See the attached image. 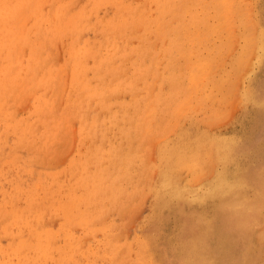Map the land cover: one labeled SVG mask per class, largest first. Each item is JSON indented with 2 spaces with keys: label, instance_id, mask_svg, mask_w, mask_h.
<instances>
[{
  "label": "rangeland",
  "instance_id": "rangeland-1",
  "mask_svg": "<svg viewBox=\"0 0 264 264\" xmlns=\"http://www.w3.org/2000/svg\"><path fill=\"white\" fill-rule=\"evenodd\" d=\"M31 1L0 0V264H193L192 258L205 250L217 253L215 263L219 264L227 248L221 264H264V215L257 219L264 211V0H177V13L173 0H84L85 3L39 0L38 6L42 8L35 5L30 14H23ZM204 1L210 6L202 5ZM53 2L61 7V15L54 17ZM228 2H233L237 12L226 15L222 12L229 7ZM215 4L221 5L220 17L213 7ZM195 23L200 30L207 31L193 34ZM220 26L222 31L217 29ZM174 29L179 31L177 45L170 39ZM249 36L254 38L247 45ZM169 71H175L181 78V83L178 81L172 88L165 78ZM187 86L193 90L195 86L197 91L188 95ZM133 104L137 108L128 107ZM175 137L177 145L178 139L189 145H197L205 138L228 139L233 147L229 160L239 166L244 183L231 197H220L228 206L219 208L208 201L197 203L190 197H174L169 203L159 205L160 208L155 207V191L160 183L159 161L164 146H170ZM127 153L130 158L124 161ZM188 172L177 174L178 184L181 182L180 186L187 190L204 187V176L208 179L211 174L199 170V179L194 181ZM69 209L74 211L71 213Z\"/></svg>",
  "mask_w": 264,
  "mask_h": 264
},
{
  "label": "bare ground",
  "instance_id": "bare-ground-1",
  "mask_svg": "<svg viewBox=\"0 0 264 264\" xmlns=\"http://www.w3.org/2000/svg\"><path fill=\"white\" fill-rule=\"evenodd\" d=\"M11 1V0H10ZM39 0H32L31 2H30V4H28L27 5V9L23 12V14H30V12L32 11V9H33V7L36 5V6H38V5H40V3L38 2ZM64 1V0H63ZM84 1V0H83ZM82 1V2H83ZM91 1V0H90ZM90 1H88V3L90 2ZM105 2H106V0H104ZM124 1V0H123ZM152 1V0H151ZM157 1V0H156ZM163 1V0H162ZM171 1V0H170ZM182 1V0H181ZM180 1V2H181ZM223 1V0H222ZM74 2V1H73ZM72 2V3H73ZM78 1H76V3H77ZM81 2V3H82ZM139 2V1H138ZM137 2V3H138ZM148 2V1H147ZM146 2V3H147ZM173 2L175 3L176 2V4H175V6H173V8L176 10V13H177V0H173ZM205 2V1H204ZM71 3V4H72ZM80 3V2H79ZM84 3H85V1H84ZM97 2H95V4H96ZM101 3V2H100ZM103 3V2H102ZM145 3V2H144ZM145 3V4H146ZM151 3V2H150ZM155 3V2H154ZM153 3V4H154ZM158 3V2H157ZM160 3H161V1H160ZM203 3V2H202ZM71 4H70V7H71ZM74 4H75V2H74ZM161 4H163V3H161ZM165 5H167V2L165 1V3H164ZM172 4V3H171ZM170 4V5H171ZM179 4V3H178ZM204 4H206V6L208 7V6H210L209 5V3H203L202 5H204ZM9 5V4H8ZM43 5V4H42ZM47 5V4H46ZM52 6H53V8L52 9H54V17H55V15L56 14H59V15H61L62 14V9H60L61 7H59V5L58 4H56L55 2H53L52 4H51ZM80 5H82V4H80ZM99 4H97V6H98ZM118 5H120V4H118ZM144 5V4H143ZM216 6H213L216 10L215 11H217L218 12V16L220 17V14H219V6H221L220 4L218 5V4H215ZM228 5H229V7L226 9V10H223L222 12L226 15V14H228V13H231V12H237V10L233 7V2H228ZM235 5V4H234ZM3 6V5H2ZM7 6V5H6ZM5 6V7H6ZM74 6V5H73ZM73 6H72V8H73ZM145 6V5H144ZM155 6V5H154ZM153 6V7H154ZM223 6V5H222ZM9 7H10V5H9ZM24 7V6H23ZM42 8L41 6H38V8ZM94 7V6H93ZM92 7V8H93ZM167 7V6H166ZM69 8V6H67V9ZM134 8V7H133ZM139 8V7H138ZM203 8H204V6H203ZM202 8V9H203ZM252 8V7H251ZM76 9V8H75ZM96 9V8H95ZM110 9V8H109ZM141 9V8H140ZM144 9H146V8H144ZM160 9H161V7H160ZM165 9V8H164ZM208 9V8H207ZM238 9V8H237ZM143 10V9H142ZM158 10V9H157ZM168 10V9H167ZM173 10V9H172ZM204 10V9H203ZM245 10V9H244ZM3 11V10H2ZM68 11V10H67ZM66 11V12H67ZM93 11V10H92ZM133 11V10H132ZM154 11V10H153ZM164 11V10H163ZM46 12V11H45ZM44 12V13H45ZM51 12V11H50ZM102 12V11H101ZM100 12V13H101ZM129 12V11H128ZM138 12V11H137ZM137 12H136V14H137ZM15 13V12H14ZM69 13V12H68ZM67 13V14H68ZM145 13V12H144ZM143 13V14H144ZM209 13V12H208ZM36 14V13H35ZM35 14H34V16H35ZM49 14V13H48ZM82 14V13H81ZM135 14V15H136ZM150 14V13H149ZM156 14V13H155ZM164 14H165V12H163V16H164ZM1 15V14H0ZM38 14H36V16H37ZM44 15V14H43ZM86 15V14H85ZM91 15V14H90ZM133 15V14H132ZM132 15H131V17H132ZM151 15V14H150ZM149 15V16H150ZM153 15V14H152ZM156 15H158V14H156ZM169 15V14H168ZM168 15H166V16H168ZM29 16V15H28ZM27 16V17H28ZM66 16V15H65ZM92 16H94V15H92ZM134 16V15H133ZM172 16V15H171ZM175 16V15H174ZM207 16V14L205 13L204 14V17H206ZM64 17V16H63ZM90 17V16H89ZM137 17H138V15H137ZM147 17V16H146ZM3 18V17H2ZM47 18V17H46ZM51 18H52V16H51ZM61 18V17H60ZM59 18V19H60ZM140 18V17H139ZM156 18V17H155ZM155 18H154V20H155ZM175 18V17H174ZM174 18L172 19V20H174ZM26 19V18H25ZM28 19H29V17H28ZM27 19V20H28ZM48 19V18H47ZM50 19V18H49ZM53 20H55L54 18H52ZM51 19V20H52ZM56 19H57V17H56ZM68 19V18H67ZM66 19V20H67ZM91 19V18H90ZM142 19V18H141ZM140 19V20H141ZM161 19V18H160ZM162 19H163V17H162ZM61 20V19H60ZM69 20V19H68ZM77 20H80V19H77ZM84 20V19H83ZM121 20V19H120ZM136 20V19H135ZM156 20H158V18H156ZM164 20V19H163ZM220 20V18L217 20V21H219ZM28 21H30V20H28ZM49 21V20H48ZM56 21V20H55ZM62 21V20H61ZM76 21V20H75ZM159 21V20H158ZM52 22V21H51ZM50 22V24H52ZM92 22H93V20H92ZM133 22V21H132ZM136 22V21H135ZM149 22H150V19H149ZM155 22V21H154ZM174 22V21H173ZM183 22H185L186 23V21L184 20ZM244 22V21H243ZM25 23V22H24ZM57 23H59V22H57ZM61 23H63V22H61ZM88 23V22H87ZM94 23H96V25H97V22H94ZM126 23V22H125ZM151 23V22H150ZM149 23V24H150ZM158 23V22H157ZM167 23H169V22H167ZM245 23V22H244ZM54 25H55V22L53 23ZM52 24V25H53ZM81 24V23H80ZM90 24V23H89ZM131 24V23H130ZM129 24V25H130ZM145 24V23H144ZM247 24V23H246ZM245 24V25H246ZM56 25H58V24H56ZM68 25V24H67ZM104 25V24H103ZM122 25V24H121ZM128 25V24H127ZM132 25V24H131ZM140 25H141V23H140ZM47 26H49V25H47ZM62 26H64V25H62ZM100 26V25H99ZM136 26V25H135ZM138 26V25H137ZM159 26V25H158ZM162 26V25H161ZM255 26V25H254ZM57 27V26H56ZM55 27V28H56ZM68 27V26H67ZM79 27V26H78ZM84 26H82V28H83ZM126 27V26H125ZM130 27V26H129ZM128 27V28H129ZM145 27V26H144ZM154 28H155V24H154V26H153ZM53 29H55L54 27H52ZM74 28H76V27H74ZM94 28H96V27H94ZM110 28V27H109ZM141 29H142V25H141V27H140ZM169 28V27H168ZM183 28H184V26H183ZM187 28V27H186ZM225 28V30H226V27H224ZM255 28H256V26H255ZM258 28V27H257ZM57 29H59V28H57ZM60 29H61V26H60ZM65 29V28H64ZM72 29H73V27H72ZM123 29V28H122ZM148 29V28H147ZM163 29V28H162ZM176 29V28H175ZM173 30V31H171V35H172V37L170 38L171 39V41H172V43L174 44V45H177V42L180 44V38L179 37H177V33H179V31L177 32V30ZM188 29V28H187ZM219 31H222L221 29H222V26H220V27H218L217 28ZM260 29V28H259ZM63 30V29H62ZM68 30V29H67ZM67 30H66V33H67ZM82 30V29H81ZM95 30V29H94ZM107 30V29H106ZM105 30V31H106ZM118 30V29H117ZM127 30V29H126ZM152 30V29H151ZM171 30V29H170ZM180 30V29H179ZM184 30V29H183ZM59 31V30H58ZM70 31H71V29H70ZM110 31V30H109ZM122 31V30H121ZM133 31V30H132ZM153 31V30H152ZM156 31V30H155ZM160 31H162V30H160ZM181 31V30H180ZM187 31H189V29L187 30ZM192 32H193V34H199V33H201V32H206L207 31V29H199V26L195 23V24H193L192 25V30H191ZM261 31V30H260ZM29 32V31H28ZM39 32H42L41 30L39 31ZM63 32V31H62ZM74 32V31H73ZM75 32H76V30H75ZM74 32V33H75ZM79 32H80V30H79ZM115 32V31H114ZM113 32V33H114ZM143 32V31H142ZM148 32V31H147ZM232 32V31H231ZM52 33H57V32H53L52 31ZM73 33V34H74ZM101 33V32H100ZM164 33V32H163ZM187 33V32H186ZM233 33V32H232ZM231 33V34H232ZM236 33V32H235ZM255 33V32H254ZM41 34H43V33H41ZM58 34V33H57ZM82 34V33H81ZM97 34V33H96ZM144 34V33H143ZM142 34V35H143ZM170 33L168 32V35H169ZM109 35V34H108ZM107 35V36H108ZM149 35H150V32H149ZM233 35V34H232ZM254 35V34H253ZM51 36V35H50ZM53 36H55V35H53ZM81 36V35H80ZM103 36V35H102ZM105 36H106V33H105ZM161 36V35H160ZM231 36V35H230ZM262 36V35H261ZM256 37V36H255ZM51 38V37H50ZM140 38V37H139ZM254 38V37H253ZM253 38L251 39V37L249 36V37H247V39H246V43H247V45H250L251 44V40H253ZM258 38L259 37H257V40H258ZM52 39H53V37H52ZM51 39V40H52ZM55 39V38H54ZM150 39V38H149ZM152 39V38H151ZM256 39V38H255ZM59 40V39H58ZM62 40V39H61ZM79 40V39H78ZM18 42V41H17ZM157 42V41H156ZM49 43H50V41H49ZM163 43V45H164V42H162ZM161 43V44H162ZM183 43H184V41H183ZM211 43H212V41H211ZM28 44V43H27ZM157 44V43H156ZM252 44H253V41H252ZM58 45V44H57ZM112 45H114V44H112ZM150 45H152V44H150ZM247 45H246V47H247ZM94 46V45H93ZM258 47L260 46V45H257ZM17 47H18V43H17ZM17 47H16V49H17ZM155 47V46H154ZM186 47V46H185ZM244 47V46H243ZM256 47V46H255ZM22 48V47H21ZM81 48V47H80ZM94 48V47H93ZM156 48V47H155ZM155 48H153V49H155ZM160 48V47H159ZM211 48H213V47H211ZM245 48V47H244ZM257 48V47H256ZM15 49V50H16ZM62 49V48H61ZM182 49V48H181ZM180 49V50H181ZM243 49V48H242ZM259 49V48H258ZM35 50V49H34ZM159 50V49H158ZM178 50V49H177ZM187 50H189V49H187ZM191 50V49H190ZM240 50V49H239ZM47 51V50H46ZM212 51V50H211ZM260 51H262L261 49H260ZM36 52H37V50H36ZM161 52V51H160ZM180 52V51H179ZM185 52H186V49H185ZM193 52V51H192ZM254 52H255V49H254ZM257 52V51H256ZM259 52V51H258ZM263 52V51H262ZM6 53V52H5ZM51 53V52H50ZM153 53V52H152ZM162 53V52H161ZM163 53H165L164 51H163ZM173 53V52H172ZM182 53V52H181ZM36 54H38V53H36ZM140 54V53H139ZM138 54V55H139ZM210 54V53H209ZM256 54V53H255ZM1 55V54H0ZM20 55V54H19ZM47 55V54H46ZM137 55V56H138ZM161 55V54H160ZM164 55V54H163ZM163 55H161V56H163ZM211 55V54H210ZM42 56V55H41ZM48 56V55H47ZM65 56V55H64ZM67 56V55H66ZM165 56V55H164ZM163 56V57H164ZM208 56V55H207ZM223 56V55H222ZM227 57H228V53H227V55H226ZM142 57V56H141ZM140 57V58H141ZM149 57V56H148ZM211 57V56H210ZM210 57H208L209 58V60L211 59ZM254 57V56H253ZM257 57V56H256ZM49 58V57H48ZM59 58V57H58ZM127 58V57H126ZM139 58V59H140ZM155 58V57H154ZM205 58V57H204ZM29 59V58H28ZM131 59V58H130ZM138 59V60H139ZM164 59V58H163ZM200 59H202V58H199V60ZM260 59V58H259ZM156 59H154V61H155ZM159 60V62H161V59H158ZM204 60V59H203ZM216 60V59H215ZM222 60V59H221ZM263 60V59H262ZM176 61V60H175ZM198 60H196V62H197ZM201 61V60H200ZM208 61V60H207ZM47 62V61H46ZM73 62V61H72ZM76 62V61H75ZM139 62V61H138ZM195 62V63H196ZM203 62V61H202ZM201 62V63H202ZM212 62H214V61H212ZM221 62V61H220ZM224 62V61H223ZM222 62V63H223ZM228 62V61H227ZM242 62V61H241ZM258 62V61H257ZM50 63V62H49ZM54 63V62H53ZM61 63V62H60ZM112 63V62H111ZM169 63V62H168ZM194 62H193V64H195ZM207 64H208V62H206ZM210 63V62H209ZM11 64V63H10ZM30 64V63H29ZM32 64V63H31ZM45 64H48V63H45ZM44 64V65H45ZM125 64V63H124ZM134 64V63H133ZM156 64V63H155ZM200 64V63H199ZM199 64L197 65V66H199ZM211 64V63H210ZM251 64V63H250ZM41 65V64H40ZM81 65V64H80ZM83 65V64H82ZM110 65V64H109ZM162 65H165V64H162ZM177 65V64H176ZM196 65V64H195ZM218 65V64H217ZM21 66V65H20ZM104 66V65H103ZM107 66V65H106ZM139 66V65H138ZM219 67H220V65H218ZM222 66V65H221ZM77 67V66H76ZM121 67V66H120ZM161 67V66H160ZM177 67V66H176ZM196 67V66H195ZM207 67V66H206ZM217 67V66H216ZM232 67V66H231ZM230 67V68H231ZM22 68V67H21ZM41 68V67H40ZM129 68V67H128ZM151 68H152V66H151ZM157 68V67H156ZM196 68H200V67H196ZM201 68H202V66H201ZM210 68V67H209ZM208 68V69H209ZM225 68V67H224ZM253 68V67H252ZM78 69H80V67L78 68ZM194 69V68H193ZM216 69V68H215ZM214 69V70H215ZM143 70V69H142ZM141 70V71H142ZM150 70V69H149ZM153 70V69H152ZM168 70H169V68H168ZM175 70V69H174ZM224 70V69H223ZM54 71V70H53ZM67 71V70H66ZM161 71V70H160ZM205 71V70H204ZM208 71V70H207ZM231 71V70H230ZM115 72V71H114ZM113 72V73H114ZM121 72V71H120ZM147 72V71H146ZM145 72V73H146ZM165 72H166V70H165ZM170 72V71H169ZM200 72H202L203 73V69H202V71H201V69H200ZM209 72V71H208ZM208 72H206V73H208ZM61 73H62V71H61ZM80 73V72H79ZM85 73V72H84ZM116 73V72H115ZM187 73H189V71L187 72ZM191 73H193L192 71H191ZM196 73V72H195ZM205 73V72H204ZM221 73H223V72H221ZM30 74V73H29ZM58 74V73H57ZM102 74V73H101ZM108 74V73H107ZM118 74H119V72H118ZM121 74V73H120ZM126 74V73H125ZM158 74V73H157ZM165 74V73H164ZM217 74V73H216ZM72 75V74H71ZM145 75V74H144ZM151 75V74H150ZM209 75V74H208ZM232 75H234V74H232ZM231 75V76H232ZM240 75V74H239ZM106 76V75H105ZM120 76V75H119ZM146 76H147V73H146ZM152 76V75H151ZM155 76H156V74H155ZM154 76V77H155ZM145 77V76H144ZM159 77V76H158ZM160 77H161V75H160ZM195 77V76H194ZM220 77V76H219ZM218 77V78H219ZM84 78V77H83ZM107 78V77H106ZM117 78V77H116ZM142 78V77H141ZM163 78V77H162ZM166 81H168V83H169V85H171V88L174 86V85H177V82L179 81L180 83H181V78L179 77V76H177V74H175V71H171L166 77ZM218 78H217V80H218ZM1 79V78H0ZM68 79V78H67ZM140 79V78H139ZM190 79V78H189ZM195 79V78H194ZM224 79V78H223ZM233 80H234V78H232ZM23 80V79H22ZM83 80V79H82ZM111 80H113V79H111ZM138 80V79H137ZM150 80V79H149ZM152 80H154V79H152ZM156 80V79H155ZM160 81H162L161 79H159ZM165 80V79H164ZM163 80V81H164ZM71 81H73V78H72V80ZM94 81V80H93ZM184 81V80H183ZM195 81H196V79H195ZM100 82V81H99ZM105 82H106V80H105ZM112 82H114V81H112ZM145 82H146V80H145ZM147 82H148V80H147ZM185 82V81H184ZM194 82V81H193ZM192 82V83H193ZM237 82V81H236ZM8 83V82H7ZM75 83V82H74ZM153 83V82H152ZM189 83V82H188ZM192 83H190V84H192ZM221 83V82H220ZM222 83H223V81H222ZM44 84V83H43ZM87 84V83H86ZM105 84V83H104ZM146 85H147V83H145ZM163 84H165V83H163ZM184 84V83H183ZM189 84V85H190ZM194 84V83H193ZM196 84V83H195ZM215 84V83H214ZM71 85H73V83H71ZM80 85V84H79ZM108 85H109V83H108ZM117 85H118V83H117ZM133 85V84H132ZM145 85V86H146ZM152 85V84H151ZM160 85H161V83H160ZM159 85V86H160ZM168 85V84H167ZM222 85V84H221ZM220 84H219V86H221ZM5 86H7V85H5ZM86 86H88V85H86ZM105 86V85H104ZM73 87V86H72ZM78 86L76 85V88H77ZM130 87H132V86H130ZM133 87H135V85L133 86ZM148 87V86H147ZM192 87V86H191ZM225 87V86H224ZM227 87V86H226ZM225 87V88H226ZM263 87V86H262ZM50 88V87H49ZM92 88V87H91ZM167 88V87H166ZM236 88V87H235ZM77 89H81V88H77ZM87 89V88H86ZM90 89V88H89ZM104 89H105V87H104ZM144 89H145V87H144ZM196 89V87L194 86V90ZM58 89H56V91H57ZM83 90V89H82ZM94 90V89H93ZM100 90V89H99ZM102 90H103V88H102ZM143 90V89H142ZM193 88H190L189 86H187V88H186V90H185V92L188 94V95H191L192 93H193ZM223 90H224V88H223ZM238 90V89H237ZM59 91V90H58ZM85 92H86V90H84ZM84 91H81V93L82 92H84ZM146 91V90H145ZM195 91H197V90H195ZM201 91H202V89H201ZM226 90H224V92H225ZM29 92V91H28ZM79 92V91H78ZM89 92H91L90 90H89ZM221 92V91H220ZM224 92H222V93H224ZM239 92V91H238ZM56 93V92H55ZM145 93V92H144ZM164 93V92H163ZM200 93H202V92H200ZM18 95V94H17ZM69 95H70V93H69ZM81 95V94H80ZM95 95V94H94ZM101 95V94H100ZM119 95V94H118ZM132 95V94H131ZM141 95H142V92H141ZM231 95V94H230ZM240 95V94H239ZM87 96V95H86ZM85 96V97H86ZM198 96V95H197ZM11 97V96H10ZM17 97V96H16ZM26 97V96H25ZM77 97V96H76ZM79 97H81V96H79ZM83 97V96H82ZM129 97V96H128ZM28 98V97H27ZM42 98V97H41ZM44 98V97H43ZM54 98H55V96H54ZM87 98V97H86ZM177 98V97H176ZM226 98V97H225ZM250 98V97H249ZM76 99V98H75ZM74 99V100H75ZM78 99H80V98H78ZM123 99V98H122ZM147 99V98H146ZM166 99V98H165ZM172 99V98H171ZM197 99V98H196ZM202 99V98H201ZM44 100V99H43ZM47 100V99H46ZM52 100V99H51ZM62 100H63V98H62ZM73 100V99H72ZM142 100V99H141ZM239 100V99H238ZM79 101V100H78ZM73 102V101H72ZM141 102V101H140ZM164 102V101H163ZM173 102V104H174V101H172ZM176 102V101H175ZM245 102H247V101H245ZM79 103V102H78ZM144 103V105H145V102H143ZM165 103V102H164ZM56 104V103H55ZM59 104V103H58ZM147 104V103H146ZM153 104V103H152ZM244 104V103H243ZM51 105V104H50ZM52 105H53V103H52ZM101 105V104H100ZM140 105V104H139ZM143 105V104H142ZM164 105V104H163ZM162 105V106H163ZM166 105V104H165ZM76 106H77V104H76ZM154 106V105H153ZM155 106H158V105H155ZM242 106V105H241ZM128 107L129 108H133V109H135V108H137V106H136V104H133V106H130V105H128ZM149 107V106H148ZM166 107V106H165ZM164 107V108H165ZM41 108V107H40ZM39 108V109H40ZM78 108V107H77ZM99 108V107H98ZM124 108H125V104H124ZM143 108V107H142ZM159 108V107H158ZM162 108V107H161ZM177 108V107H176ZM36 109V108H35ZM93 110H94V108H92ZM109 109H111V108H109ZM116 109V108H115ZM149 109H151V106H150V108ZM181 110H182V108H180ZM179 109V110H180ZM47 110V109H46ZM92 110V111H93ZM106 110V109H105ZM112 110V109H111ZM110 110V111H111ZM118 110V109H117ZM159 109H157V111H158ZM178 110V109H177ZM42 111V110H41ZM50 111V110H49ZM127 111H129V110H127ZM141 111V110H140ZM149 111V110H148ZM153 111V110H152ZM161 111V110H160ZM160 111H159V113H160ZM175 111H176V109H175ZM183 111V110H182ZM103 112V111H102ZM107 112V111H106ZM113 111H111V113H112ZM122 112V111H121ZM124 112V111H123ZM142 113H143V111H141ZM174 112V111H173ZM172 112V113H173ZM179 112V111H178ZM41 113V112H40ZM109 113V112H108ZM138 113V112H137ZM146 113H147V111H146ZM151 113V112H150ZM153 113V112H152ZM169 113V112H168ZM185 113V112H184ZM35 114H38V113H36L35 112ZM73 114H74V112H73ZM100 114V113H99ZM119 114H120V112H119ZM130 114V113H129ZM147 114H149V112L147 113ZM147 114H145V115H147ZM180 114V113H179ZM178 114V115H179ZM91 115V114H90ZM131 115H132V112H131ZM131 115H130V117H131ZM144 115V114H143ZM153 115V114H152ZM159 115V114H158ZM171 115V114H170ZM172 115H174V114H172ZM50 116V115H49ZM55 116V115H54ZM101 116V115H100ZM109 116V115H108ZM128 116V115H127ZM126 116V117H127ZM151 116V114L149 115V117ZM155 117L157 116V115H154ZM167 116H169V115H167ZM32 117V116H31ZM133 117V116H132ZM136 117H138V116H136ZM136 117H134L135 119H137ZM143 118H144V116H142ZM161 118H162V116H160ZM164 117V116H163ZM175 117V116H174ZM98 118V117H97ZM104 118H105V116H104ZM107 118V117H106ZM109 118V117H108ZM115 118V117H114ZM123 118H125V116L123 117ZM123 118H121V119H123ZM153 117H150V120L152 119ZM177 117H175V119H176ZM74 119V118H73ZM76 119V118H75ZM82 119V118H81ZM128 119V118H127ZM127 119H125L126 121L125 122H127ZM130 120H131V118H129ZM145 119V118H144ZM31 120V119H30ZM83 120V119H82ZM102 120V119H101ZM110 120V119H109ZM147 120V119H146ZM145 120V121H146ZM27 121V120H26ZM34 121V120H33ZM103 121H106V120H104L103 119ZM118 121V120H117ZM117 121L115 120V122L117 123ZM121 121V120H120ZM134 121V120H133ZM140 121V120H139ZM152 121V120H151ZM155 121V120H154ZM174 121V120H173ZM54 122V121H53ZM99 122V121H98ZM110 122V121H109ZM108 122V123H109ZM124 122V121H123ZM135 122V121H134ZM136 122H138L137 120H136ZM143 122V121H142ZM153 122V121H152ZM152 122H151V124H152ZM170 122V121H169ZM168 122V123H169ZM25 123H28V122H25ZM101 123H103V122H101ZM108 123H106V124H108ZM111 123V122H110ZM115 123V124H116ZM147 123V122H146ZM166 123V122H165ZM90 124V123H89ZM131 124V123H130ZM133 124V123H132ZM135 124V123H134ZM145 124V123H144ZM149 124V123H148ZM156 124V123H155ZM43 125V124H42ZM104 125H105V123H104ZM122 125H123V123H122ZM140 125H141V123H140ZM150 125V124H149ZM153 125V124H152ZM178 125V124H177ZM26 126V125H25ZM46 126V125H45ZM110 126V125H109ZM115 126H117V125H115ZM124 126V125H123ZM126 126V125H125ZM133 126V125H132ZM138 126V125H137ZM18 127H19V125H18ZM104 127V126H103ZM128 127V126H127ZM143 127V126H142ZM145 127V126H144ZM152 127V126H151ZM176 127V126H175ZM106 128V127H105ZM108 128V127H107ZM178 128H180V127H178ZM177 128V129H178ZM33 129V128H32ZM53 129V128H52ZM114 129V128H113ZM117 129V128H116ZM119 129V128H118ZM121 129H122V127H121ZM120 129V130H121ZM139 129H140V127H139ZM150 129H152V128H150ZM149 129V130H150ZM154 130L155 129H157V128H153ZM153 129H152V131H153ZM183 129V128H182ZM241 129V128H240ZM54 130V129H53ZM109 130H110V127H109ZM123 130V129H122ZM122 130H121V132H122ZM125 130V129H124ZM143 130V129H142ZM148 130V129H147ZM167 130V129H166ZM24 131H26L27 132V130H24ZM32 131V130H31ZM90 131V130H89ZM111 131V130H110ZM117 131V130H116ZM126 132L128 131L127 129L125 130ZM132 131H134V130H132ZM137 131H140V130H137ZM26 132H24V133H26ZM64 132V131H63ZM103 132H104V130H103ZM131 132V131H130ZM29 133H30V131H29ZM75 133V132H74ZM106 133V132H105ZM104 133V134H105ZM114 133V132H113ZM123 133V132H122ZM133 133V132H132ZM141 133H142V131H141ZM140 133V134H141ZM156 133V132H155ZM107 134V133H106ZM109 134L111 135L112 134V132L110 133L109 132ZM124 134V133H123ZM129 134H131V133H129ZM135 134V133H134ZM133 134V135H134ZM169 134V133H168ZM26 135V134H25ZM28 135V134H27ZM42 135V134H41ZM82 135V134H81ZM108 135V134H107ZM121 135V134H120ZM179 135V134H178ZM181 135V134H180ZM178 136L179 138H181V136ZM82 136H84V135H82ZM114 136V135H113ZM134 136H136V135H134ZM182 136H183V133H182ZM42 137V136H41ZM105 137V136H104ZM124 137H126L125 135H123V138ZM138 137H139V135H138ZM204 137V136H203ZM30 138V137H29ZM45 138V137H44ZM108 138V137H107ZM119 138H121V136L119 137ZM126 138H128V137H126ZM125 138V139H126ZM135 138V137H134ZM151 138V137H150ZM176 139L173 141V143L170 145V146H168V147H166V146H164L165 148L163 149V154L161 155V159H160V161H159V164H160V169H159V178H160V183H158L159 185H158V187H157V189H156V191H155V201H156V205H155V207L156 206H158L159 208H160V206L159 205H161V204H167V203H169L170 201H171V199H173L174 197L176 198L177 197V199L179 198L180 199V197H190L191 199V201H197V203H199L198 201H200V202H207V203H210L211 205H218L217 207H219V208H222V207H224V206H228L227 204H225V202H223L222 203V200H221V198L222 197H224V196H227V195H230V197H231V194H233V193H235L238 189H240V188H242L243 187V185H244V183H243V180H242V178H240V176H239V174L241 173V170H240V168H239V166L235 163V162H231L229 159V157H228V155L231 153V151L233 150V147L230 145V143H229V141H228V139L226 140V139H223V138H221V139H212V138H209V139H207V138H205L203 141H201V143L199 142V144H197L196 145V143L195 144H193V145H189V144H187L184 140H182V139H178V141H179V144L177 145V137H175ZM186 138V137H185ZM41 139V138H40ZM124 139V140H125ZM142 139V138H141ZM140 139V140H141ZM172 139V138H171ZM171 139H170V141H171ZM200 139V138H199ZM47 140V139H46ZM45 140V141H46ZM86 140V139H85ZM113 140H115V139H113ZM128 140H130L131 141V139L130 138H128ZM133 140V139H132ZM162 140V139H161ZM173 140V139H172ZM186 140V139H185ZM201 140V139H200ZM70 141V140H69ZM137 141H139V140H137ZM164 141V140H163ZM191 141V140H190ZM231 141V140H230ZM44 142V141H43ZM113 142V141H112ZM115 142V141H114ZM119 142V141H118ZM124 143H126V141L124 142ZM134 143V142H133ZM138 144H139V142H137ZM70 144V143H69ZM72 144V143H71ZM84 144V143H83ZM145 144V143H144ZM143 144V145H144ZM161 144V143H160ZM44 145V144H43ZM90 145V144H89ZM117 145L118 146H120L119 145V143H117ZM165 145V144H164ZM41 146V145H40ZM115 146V145H114ZM135 146L136 147H138L137 146V144H135ZM134 146V147H135ZM147 146V145H146ZM89 147H91V146H89ZM116 148H117V146H115ZM124 147V146H123ZM135 147V148H136ZM159 147V146H158ZM45 148V147H44ZM115 148V149H116ZM128 148V147H127ZM139 148V147H138ZM143 148H145V147H142V149ZM156 148V147H155ZM100 149H101V147H100ZM99 149V150H100ZM123 149V148H122ZM133 149V148H132ZM131 149V150H132ZM153 149V148H152ZM47 150V149H46ZM90 150V149H89ZM119 150H120V147H119ZM102 151H105V150H103L102 149ZM129 151V150H128ZM136 151V150H135ZM134 151V152H135ZM138 151V150H137ZM83 152V151H82ZM81 152V153H82ZM132 152H133V150H132ZM28 153V152H27ZM87 153H90V152H87ZM86 153V154H87ZM103 153H105V152H103ZM120 153H121V151H120ZM123 153V152H122ZM126 153V152H125ZM128 153H130V152H128ZM128 153H127V156L125 157V159L124 158H122V159H124V161H127V160H129V158H130V155L128 156ZM43 154V153H42ZM92 153H90V155H91ZM93 154H95V153H93ZM92 154V155H93ZM106 154V153H105ZM108 154V153H107ZM132 154V153H131ZM138 154V153H137ZM139 154H142V153H139ZM45 155V154H44ZM55 155V154H54ZM89 155V156H90ZM91 155V156H92ZM114 155V154H113ZM117 155H118V153H117ZM116 155V156H117ZM120 155V154H119ZM126 155V154H125ZM157 155V154H156ZM160 155V154H159ZM46 156V155H45ZM49 156V155H48ZM88 156V155H87ZM94 156H100L99 154H95ZM120 156H122V154L120 155ZM133 156H135V153H134V155ZM137 156V155H136ZM44 157V156H43ZM53 157V156H52ZM103 157V156H102ZM109 157H111V156H109ZM118 157V156H117ZM132 157V156H131ZM139 157V156H138ZM94 158V157H93ZM92 157L90 158V160H94ZM96 158V157H95ZM111 158H113V157H111ZM114 158H115V156H114ZM113 158V159H114ZM119 158V157H118ZM134 158V157H133ZM141 158L142 157H140V160H141ZM49 159V158H48ZM104 159V158H103ZM121 159V158H120ZM132 159V158H131ZM50 160V159H49ZM88 160V159H87ZM97 160V159H96ZM100 160H101V157H100ZM107 160H110V159H107ZM106 160V162L108 163V161ZM144 160V159H143ZM123 161V162H124ZM137 161V160H136ZM157 161V160H156ZM48 162V161H47ZM54 162V161H53ZM112 162V161H111ZM139 162V161H138ZM102 163H104V162H102ZM114 163V162H113ZM112 163V164H113ZM115 163H117L116 161H115ZM131 163V162H130ZM132 163H134V162H132ZM145 163V162H144ZM68 164V163H67ZM104 164H106V163H104ZM138 164V163H137ZM41 165V164H40ZM49 165V164H48ZM110 165V164H109ZM114 165V164H113ZM112 165V166H113ZM117 165V164H116ZM128 165H129V163H128ZM134 165V164H133ZM217 165H219L220 167L217 169V168H215V167H217ZM72 166H73V164H72ZM98 166V165H97ZM111 166V165H110ZM136 166V165H135ZM138 166V165H137ZM159 166V165H158ZM215 166V167H214ZM119 167V166H118ZM126 167V166H125ZM128 167V166H127ZM126 167V168H127ZM133 167V166H132ZM143 167V166H142ZM50 168V167H49ZM72 168V167H71ZM117 168V167H116ZM115 168V169H116ZM120 168V167H119ZM134 168H136V167H134ZM144 168V167H143ZM145 169V168H144ZM56 170V169H55ZM69 170H71V169H69ZM114 170V169H113ZM117 170H118V168H117ZM131 170V169H130ZM138 170V169H137ZM141 169H139V171H140ZM148 170V169H147ZM146 170V171H147ZM185 170H188L191 174H192V176H193V180L194 181H197L198 179H199V170H201V172H206V173H211L210 174V177L208 178V179H205V178H207V176L205 175L202 179L203 180H206V182L204 183V187H202V185L200 186V188L199 189H195L194 188V190H187V189H185V188H183V187H181L180 186V184H182L181 182H180V184H178L179 183V180H178V175L177 174H180V173H182V172H184ZM66 171V170H65ZM81 171V170H80ZM105 171V170H104ZM116 171V170H115ZM133 171V170H132ZM100 172V171H99ZM126 172H128V171H126ZM188 172V173H189ZM61 173H62V171H61ZM68 173V172H67ZM72 173V172H71ZM70 173V174H71ZM75 173H76V171H75ZM83 173V172H82ZM121 173L122 172H120V174L119 175H121ZM125 173V171H123V174ZM130 173L131 172H129V175H130ZM134 173V172H133ZM158 173V172H157ZM248 173V172H247ZM81 174V173H80ZM122 174V175H123ZM202 174V173H201ZM61 175V174H60ZM59 175V176H60ZM121 175V176H122ZM127 175V174H126ZM82 176V175H81ZM101 176H103V174L101 175ZM188 176V175H187ZM261 176H263V174L261 175ZM56 177V176H55ZM65 177V176H64ZM95 177V176H94ZM123 177H126V176H123ZM129 177V176H128ZM138 177V176H137ZM120 178V177H119ZM264 178V177H263ZM72 179V178H71ZM109 179V178H108ZM124 179V178H123ZM128 180L127 181H129V178H127ZM152 179H153V177H152ZM97 180V179H96ZM100 180V179H99ZM121 180V179H120ZM136 180V179H135ZM261 180H263V179H261ZM93 181H95V179L93 180ZM101 181V180H100ZM110 181V180H109ZM109 181H107V182H104V184L105 183H109ZM132 181V180H131ZM202 181V180H201ZM65 182H66V180H65ZM80 182H81V180H80ZM191 182V181H190ZM193 182V181H192ZM261 182V181H260ZM112 183V182H111ZM125 183V182H124ZM129 183V182H128ZM134 183V182H133ZM143 183V182H142ZM189 183V182H188ZM194 183H196V184H198L199 182H194ZM66 184V183H65ZM84 184V183H83ZM113 184V183H112ZM126 184V183H125ZM124 184V185H125ZM195 184V185H196ZM200 184V183H199ZM54 185V184H53ZM91 185H93V184H91ZM90 185V186H91ZM114 185V184H113ZM117 185V184H116ZM132 185V184H131ZM186 185V184H185ZM76 186V185H75ZM118 186V185H117ZM135 186V185H134ZM187 186V185H186ZM190 186V185H189ZM192 186H193V184H192ZM36 187V186H35ZM122 187V186H121ZM126 187H127V185H126ZM130 187V186H129ZM196 187V186H195ZM131 188H132V186H131ZM135 188V187H134ZM154 188V187H153ZM261 188V187H260ZM263 188V187H262ZM85 189V188H84ZM124 189V188H123ZM128 189V188H127ZM75 190V189H74ZM82 190V189H81ZM131 190V189H130ZM140 190V189H139ZM142 190V189H141ZM61 191V190H60ZM87 191V190H86ZM108 191V190H107ZM109 192V191H108ZM110 192H112V191H110ZM117 192V191H116ZM137 192V191H136ZM247 192H249V191H247ZM47 193V192H46ZM48 193H49V191H48ZM47 193V194H48ZM138 194V193H137ZM54 195V194H53ZM105 195H107V194H105ZM108 195H110V193L108 194ZM148 195H150V193L148 194ZM82 196V195H81ZM84 196H85V194H84ZM112 196V195H111ZM117 196V195H116ZM115 196V197H116ZM118 196H120V195H118ZM123 196V195H122ZM261 196H263V194L261 195ZM93 197V196H92ZM221 197V198H220ZM84 198V197H83ZM94 198V197H93ZM99 198V197H98ZM262 198H264V197H262ZM21 199V198H20ZM75 199H76V197H75ZM111 199V198H110ZM123 199V198H122ZM227 199H230V198H227ZM14 200V199H13ZM77 200V199H76ZM79 200V199H78ZM77 200V201H78ZM81 200V199H80ZM89 200V199H88ZM114 200V199H113ZM175 200V199H174ZM256 200V199H255ZM15 201V200H14ZM31 201V200H30ZM83 201V200H82ZM81 201V202H82ZM86 201V200H85ZM84 201V202H85ZM106 201V200H105ZM110 201V200H109ZM121 201V200H120ZM258 201V200H257ZM102 202V201H101ZM107 202V201H106ZM111 202H112V199H111ZM123 202V201H122ZM174 202V201H173ZM229 202V201H228ZM16 203V202H15ZM72 203H73V201H72ZM178 203V202H177ZM184 203V202H183ZM207 203H206V205H207ZM31 204V203H30ZM29 204V205H30ZM62 204V203H61ZM75 204V203H74ZM78 204V203H77ZM83 204V203H82ZM105 204V203H104ZM108 204H110V202L108 203ZM181 204V203H180ZM192 204V203H191ZM255 204V203H254ZM28 205V206H29ZM70 205H72V204H70ZM94 205V204H93ZM92 205V206H93ZM101 205V204H100ZM198 205H200V204H198ZM260 205H262V204H260ZM38 206V205H37ZM65 206H66V204H65ZM91 206V207H92ZM106 205H104V207H105ZM110 206V205H109ZM108 206V207H109ZM169 206V205H168ZM203 206V205H202ZM205 206V205H204ZM12 207V206H11ZM36 207V206H35ZM71 207V206H70ZM98 207V206H97ZM100 208H103V206H99ZM193 207V206H192ZM31 208V207H30ZM41 208V207H40ZM46 208V207H45ZM56 208V207H55ZM82 208V207H81ZM96 208V207H95ZM170 208V207H169ZM183 208V207H182ZM194 208V207H193ZM213 208V207H212ZM53 209V208H52ZM59 209V208H58ZM57 209V210H58ZM73 209V208H72ZM86 210H87V208H85ZM91 210H90V212L92 211V208H90ZM97 209V208H96ZM105 209V208H104ZM154 209V208H153ZM192 209V208H191ZM207 209V208H206ZM217 209V208H216ZM224 209V208H223ZM222 209V210H223ZM37 210V209H36ZM65 210V209H64ZM69 210H71V209H69ZM84 210V209H83ZM93 210H94V207H93ZM156 210V209H155ZM184 210V209H183ZM187 210V209H186ZM200 210V209H199ZM209 210V209H208ZM43 211V210H42ZM74 210H71V213L73 212ZM76 211V210H75ZM78 211V210H77ZM76 211V212H77ZM96 211V210H95ZM99 211V210H98ZM98 211H96V212H98ZM196 211V210H195ZM205 211V210H204ZM211 211V210H210ZM209 211V212H210ZM251 211V210H250ZM53 212V211H52ZM51 212V213H52ZM82 212V211H81ZM86 212V211H85ZM183 212V211H182ZM248 212V211H247ZM253 212V211H252ZM251 212V213H252ZM40 213H41V211H40ZM57 212H53V214H56ZM79 213V212H78ZM87 213V212H86ZM93 213V212H92ZM91 213V214H92ZM216 213V212H215ZM250 213V212H249ZM259 213V212H258ZM44 214V213H43ZM42 214V215H43ZM47 214V213H46ZM50 214V213H49ZM82 214H84V211H83V213ZM90 214V215H91ZM100 214H103V213H99V215ZM158 214V213H157ZM161 214V213H160ZM218 214V213H217ZM254 214V213H253ZM4 215V214H3ZM51 215V214H50ZM65 215V214H64ZM75 215V214H74ZM89 215V216H90ZM94 215V214H93ZM93 215H92V217H93ZM264 215V211H263V213H259V215H257L256 217H257V219L258 220H260V218L262 217ZM26 216V215H25ZM29 216V215H28ZM27 216V217H28ZM73 216V215H72ZM82 216V215H81ZM209 216V215H208ZM253 216V215H252ZM251 216V217H252ZM75 217V216H74ZM91 217V218H92ZM97 217V216H96ZM95 217V218H96ZM255 217V216H254ZM255 217V218H256ZM49 218V217H48ZM47 218V219H48ZM69 218H70V216H69ZM79 218V217H78ZM78 218H75V219H78ZM84 218V217H83ZM82 218V219H83ZM195 218H196V216H195ZM250 218V217H249ZM49 219H51V218H49ZM65 219V218H64ZM63 219V220H64ZM74 219V218H73ZM74 219V220H75ZM85 219V218H84ZM197 219V218H196ZM201 219V218H200ZM203 219V218H202ZM248 219V218H247ZM4 220V219H3ZM79 220V219H78ZM198 220V219H197ZM196 220V222H198ZM35 221V220H34ZM43 221V220H42ZM66 221V220H65ZM68 221H69V219H68ZM99 221V220H98ZM155 221H157V220H155ZM154 221V222H155ZM206 221L207 222H210L211 221V219H206ZM257 221V220H256ZM19 222V221H18ZM30 223H31V220L29 221ZM36 222H37V220H36ZM47 222V221H46ZM72 222V221H71ZM88 222V221H87ZM158 222V221H157ZM156 222V223H157ZM201 222V221H200ZM215 222V221H214ZM222 222V221H221ZM250 222V221H249ZM33 223V222H32ZM35 223V222H34ZM248 223V222H247ZM1 224V223H0ZM11 224V223H10ZM161 224V223H160ZM198 224H199V222H198ZM222 224H223V222H222ZM227 224V223H226ZM237 224V223H236ZM242 224V223H241ZM250 224V223H249ZM257 224V223H256ZM3 225V224H2ZM21 225V224H20ZM91 225V224H90ZM157 225V224H156ZM203 225V224H202ZM201 224H200V226H202ZM213 225V224H212ZM215 225V224H214ZM213 225V226H214ZM229 225V224H228ZM238 225V224H237ZM237 225H236V227H237ZM253 225H255L254 224V222H253ZM13 226V225H12ZM31 226H32V224H31ZM43 226V225H42ZM65 226V225H64ZM69 226V225H68ZM68 226H66V228L68 227ZM241 226V225H240ZM244 226V225H243ZM252 226V225H251ZM29 227V226H28ZM33 227V226H32ZM34 227H36L35 225H34ZM70 227V226H69ZM68 227V228H69ZM245 227V226H244ZM15 228V227H14ZM36 228H38V227H36ZM35 228V229H36ZM222 228V227H221ZM233 228H235V226L233 227ZM246 228V227H245ZM7 229V228H6ZM21 229V228H20ZM30 229H32V228H30ZM262 229V228H261ZM8 230V229H7ZM15 230V229H14ZM24 230V229H23ZM62 230H65V228L64 229H62ZM218 230L219 231H221L220 230V227L218 228ZM235 230V229H234ZM233 230V231H234ZM251 230H253V229H251ZM27 231V230H26ZM25 231V232H26ZM57 231V230H56ZM68 231V230H67ZM113 231H114V229H113ZM238 231V230H237ZM249 232H250V230H248ZM21 233H22V231H20ZM33 232V231H32ZM60 232V231H59ZM216 232H218V231H216ZM1 233V232H0ZM10 233V232H9ZM18 233V232H17ZM16 233V234H17ZM101 233H103V232H101ZM160 233V232H159ZM259 233V232H258ZM16 234H14V235H16ZM30 234V233H29ZM38 234V233H37ZM55 234V233H54ZM248 234V233H247ZM260 234V233H259ZM258 234V235H259ZM10 235V234H9ZM12 235V234H11ZM41 235H42V233H41ZM63 235V234H62ZM157 235H159V234H157ZM219 234H217V236H218ZM250 235V234H249ZM6 236H7V234H6ZM13 236V235H12ZM25 236V235H24ZM28 236V235H27ZM68 236V235H67ZM105 236V235H104ZM156 236V235H155ZM245 236V235H244ZM260 236V235H259ZM0 237H2V236H0ZM19 237H21V236H19ZM157 237V236H156ZM109 238V236L107 237V239ZM172 238V237H171ZM213 238V237H212ZM9 239V238H8ZM28 239V238H27ZM37 239H39V237L37 238ZM70 239V238H69ZM216 239H218V237L216 238ZM238 239V238H237ZM43 240V239H42ZM221 240V239H220ZM248 239L246 238V241H247ZM251 240V239H250ZM94 241V240H93ZM173 241H174V239H173ZM213 241H214V239H213ZM236 241V240H235ZM252 241V240H251ZM212 242V241H211ZM238 242V241H237ZM242 242V241H241ZM244 242V241H243ZM216 243V242H215ZM245 243V242H244ZM256 243V242H255ZM254 243V244H255ZM219 244V243H218ZM246 244H247V242H246ZM12 245V244H11ZM80 245V244H79ZM100 245V244H99ZM169 245H170V243H169ZM263 245V244H262ZM42 246H43V244H42ZM213 246V245H212ZM217 246V245H216ZM215 246V247H216ZM221 246V245H220ZM237 246V245H236ZM1 247V246H0ZM94 247V246H93ZM177 247V246H176ZM214 247V248H215ZM225 247V246H224ZM3 248V247H2ZM48 248V247H47ZM31 249V248H30ZM177 249V248H176ZM50 250V249H49ZM223 250H224V248H223ZM227 251H228V248L227 249H225L224 251H223V253H222V256H221V258L223 257V260H224V258H225V256H226V253H227ZM27 252V251H26ZM34 252V251H33ZM18 253V252H17ZM143 253V252H142ZM220 253V254H221ZM9 254V253H8ZM144 254V253H143ZM215 254H217V253H214V251L213 250H205V251H203V252H199L198 254H196L192 259H193V264H200L201 262H208L209 264H218V263H215V259H217L218 257H217V255H215ZM19 255V254H18ZM87 256V255H86ZM241 256V255H240ZM239 256V257H240ZM46 257V256H45ZM90 257V256H89ZM153 257V256H152ZM243 258V257H242ZM10 259V258H9ZM156 259V258H155ZM155 259H154V261H155ZM234 259V258H233ZM236 259V258H235ZM85 260V259H84ZM105 260H106V258H105ZM152 260V259H151ZM157 260H158V258H157ZM156 260V261H157ZM218 260V259H217ZM223 260H220V262H219V264H221V263H223ZM237 260V259H236ZM111 261V260H110ZM159 261V260H158ZM239 261H240V259H239ZM258 261V260H257ZM29 262V261H28ZM35 262V261H34ZM232 262V261H231ZM48 264V263H47ZM237 264H238V262H237ZM241 264V263H240Z\"/></svg>",
  "mask_w": 264,
  "mask_h": 264
}]
</instances>
